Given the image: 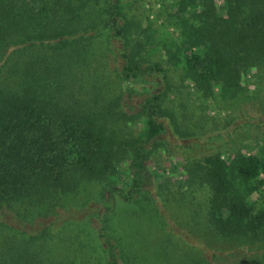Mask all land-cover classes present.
I'll list each match as a JSON object with an SVG mask.
<instances>
[{"label":"trees","instance_id":"obj_1","mask_svg":"<svg viewBox=\"0 0 264 264\" xmlns=\"http://www.w3.org/2000/svg\"><path fill=\"white\" fill-rule=\"evenodd\" d=\"M160 6L155 36L143 0H0V264H264V101L255 153L186 144L252 72L264 98V0ZM162 149L179 195L145 186Z\"/></svg>","mask_w":264,"mask_h":264},{"label":"rangeland","instance_id":"obj_2","mask_svg":"<svg viewBox=\"0 0 264 264\" xmlns=\"http://www.w3.org/2000/svg\"><path fill=\"white\" fill-rule=\"evenodd\" d=\"M138 3V2H137ZM143 6L148 10L149 19L152 21L156 20L158 16L160 6V0H143ZM155 30V36L163 34H171L173 29L167 27L166 24H162V20H156L153 24ZM248 80L245 81L242 86L243 90L237 95L236 98L230 101L221 102L220 99L211 97V102L208 105L207 113L217 120L215 126H212L211 130H208L198 139H191L186 144L190 147V151H193V158L199 159L206 155L220 153L222 159L230 156L229 154L242 150L244 153H255L258 148L259 138L261 134L260 129V117L261 112L258 108V102L264 101L263 95L256 86V79L254 72L248 75ZM191 92V100L196 104L194 87L188 84ZM141 87L136 89V92H140ZM133 98H136L133 97ZM245 122H249L252 127H248L247 133L244 129H241ZM129 127H134L135 132L141 134L142 126H136L130 123ZM138 129H137V128ZM236 131V133H235ZM186 142V141H185ZM185 142L172 138H168L167 143L169 147L178 144L183 145ZM185 149H179V154L167 156L166 150L162 149V152L157 154L156 160L147 167V173L145 174V186L150 188L155 187L158 183H163L166 180L170 182L167 188L173 193L179 195L180 190L185 188L186 172L184 165V156L187 154H181ZM125 168V166L123 167ZM117 179V188H126L128 179L124 178ZM160 180V181H159ZM155 185V186H154ZM127 189V188H126ZM125 189V191H126ZM166 192V189L164 190ZM200 198V197H199Z\"/></svg>","mask_w":264,"mask_h":264}]
</instances>
